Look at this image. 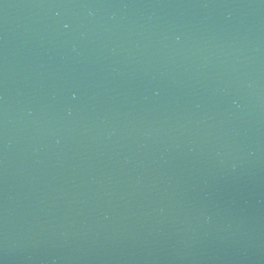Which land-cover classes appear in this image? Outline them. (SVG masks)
I'll list each match as a JSON object with an SVG mask.
<instances>
[{
    "label": "water",
    "instance_id": "obj_1",
    "mask_svg": "<svg viewBox=\"0 0 264 264\" xmlns=\"http://www.w3.org/2000/svg\"><path fill=\"white\" fill-rule=\"evenodd\" d=\"M0 264H264V0H0Z\"/></svg>",
    "mask_w": 264,
    "mask_h": 264
}]
</instances>
